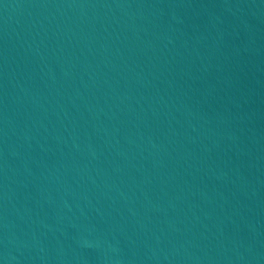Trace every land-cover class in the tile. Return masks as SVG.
I'll return each mask as SVG.
<instances>
[{
	"label": "water",
	"instance_id": "obj_1",
	"mask_svg": "<svg viewBox=\"0 0 264 264\" xmlns=\"http://www.w3.org/2000/svg\"><path fill=\"white\" fill-rule=\"evenodd\" d=\"M0 264H264V0H0Z\"/></svg>",
	"mask_w": 264,
	"mask_h": 264
}]
</instances>
